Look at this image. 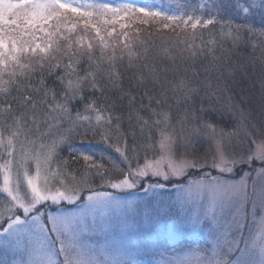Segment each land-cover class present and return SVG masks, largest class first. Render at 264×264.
<instances>
[{
    "label": "snow or ice",
    "instance_id": "6c2138e0",
    "mask_svg": "<svg viewBox=\"0 0 264 264\" xmlns=\"http://www.w3.org/2000/svg\"><path fill=\"white\" fill-rule=\"evenodd\" d=\"M171 3L0 0V264H264V0Z\"/></svg>",
    "mask_w": 264,
    "mask_h": 264
},
{
    "label": "trees",
    "instance_id": "16d2710c",
    "mask_svg": "<svg viewBox=\"0 0 264 264\" xmlns=\"http://www.w3.org/2000/svg\"><path fill=\"white\" fill-rule=\"evenodd\" d=\"M152 2V0H148V3H151ZM156 2L159 4L160 3V0H156ZM172 4V3H171ZM165 6V5H164ZM170 7H172L173 8V10H175L174 9V5H170ZM145 27H147L146 25H143V24H140L139 22H137V21H132V22H130V28H129V30L133 33V35H135V29H137V28H140V29H143V28H145ZM141 35L142 36H147V33H141ZM241 88H243V87H245V85L243 84V83H241ZM85 148H91L92 146H89V145H85L84 146ZM94 150V149H93Z\"/></svg>",
    "mask_w": 264,
    "mask_h": 264
},
{
    "label": "rangeland",
    "instance_id": "374dc122",
    "mask_svg": "<svg viewBox=\"0 0 264 264\" xmlns=\"http://www.w3.org/2000/svg\"><path fill=\"white\" fill-rule=\"evenodd\" d=\"M102 2H108V3H113V4L120 3V2H130V3H135L137 5H141V4L148 3V0H102ZM163 2H164V5L166 8L170 7V5H172L171 0H163Z\"/></svg>",
    "mask_w": 264,
    "mask_h": 264
}]
</instances>
